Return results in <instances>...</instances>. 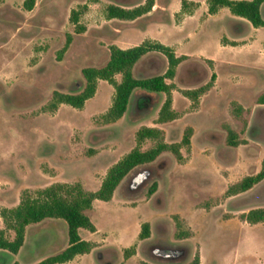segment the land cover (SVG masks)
Segmentation results:
<instances>
[{
	"label": "rangeland",
	"instance_id": "1",
	"mask_svg": "<svg viewBox=\"0 0 264 264\" xmlns=\"http://www.w3.org/2000/svg\"><path fill=\"white\" fill-rule=\"evenodd\" d=\"M22 1L0 0V208L16 206L25 189L55 182L78 181L96 190L107 169L133 147L155 144L154 138L137 144L140 127L159 128L168 143L180 141L191 127L189 149L180 148V160L163 151L125 176L110 200H93L85 213L95 231L79 229L93 242L92 249L60 264H186L195 254L199 264H264V222L241 219V213L264 206V180L245 192L226 194L230 184L256 173L264 157V104L257 102L264 94V27L252 26L225 6L207 14L206 0H189L197 3L192 15L176 12L180 0H154L156 8L134 21L108 19L105 8L144 0H37L31 11L22 8ZM84 3L79 21L85 30L76 33L70 10ZM261 12L264 18V4ZM68 33L69 46L60 53ZM145 38L187 55L167 79L174 84V119L157 121L163 93L139 108L143 93L136 90L123 115L105 122L114 96L105 80L97 82L81 108L61 103L45 110L54 89L69 90L75 82L82 86L83 67L105 64L114 41L135 45ZM229 38L237 45H229ZM166 66L165 56L152 51L135 64L133 74H161ZM212 73L213 85L192 104L182 90L205 84ZM233 102L244 108L239 117L232 113ZM224 124L237 133V145L228 144ZM139 168L150 174L132 190L130 178ZM154 182L156 190L149 195ZM175 215L178 231L188 236H175ZM143 222L149 223V236L139 238ZM6 235L12 238L13 232ZM66 245V222L48 218L26 227L16 254L0 249V264H35ZM155 246L178 254L160 257Z\"/></svg>",
	"mask_w": 264,
	"mask_h": 264
},
{
	"label": "trees",
	"instance_id": "2",
	"mask_svg": "<svg viewBox=\"0 0 264 264\" xmlns=\"http://www.w3.org/2000/svg\"><path fill=\"white\" fill-rule=\"evenodd\" d=\"M36 0H23L22 8L31 10L35 6ZM207 13L214 14L219 8L225 6L232 14L243 17L254 27H264V18L262 17L261 5L264 0H206ZM154 0H144L143 3L127 8L116 4H108L105 8V15L108 19L117 18L120 20H135L142 15L150 12L154 7ZM197 7V3L189 0L180 1V13L191 14ZM87 9V5L81 4L77 9H71L69 20L74 25L76 33L83 32L85 26L79 21L80 15ZM71 41V35H66V40L60 53L64 52ZM230 45H236L235 41H229ZM109 58L102 66H87L81 69L82 86L76 82L75 86L69 90H62V87L54 89L51 98L47 103L45 110L54 111L59 104L65 103L74 108H81L85 101L95 93L97 82L105 80L113 86L114 96L108 110L103 114L105 122H112L120 118L133 94L136 90H141L137 99L139 108L150 105L156 93L165 95L157 115L158 122H165L176 117V113L171 108L172 89L174 84L167 82V79H173L176 67L186 56L176 55L174 49L162 42L154 39H145L141 43L128 47L120 48L115 44H110ZM160 52L166 58L167 66L163 73L147 77H136L133 74L135 64L149 52ZM120 74V81L115 79V75ZM215 79V74L210 75L209 80L193 89H184V96L197 104L199 96L211 88ZM257 102L264 104V94H261ZM144 103V105H143ZM233 115L239 117L244 108L236 103H232ZM227 132L226 140L229 145L238 144L237 133L227 124H224ZM192 128L186 127L182 137L178 142L168 143L164 140L159 128L142 126L136 131V142L140 144L148 138L157 139L155 144L145 150H141L138 145L133 147L121 159L111 165L103 176L100 185L96 190H86L80 182H55L46 187L22 191L20 200L16 206L0 208V217L3 228H0V249L7 250L16 254L25 240L26 227L29 224L38 223L42 220L53 218L63 219L67 224V245L60 251L46 256L35 264H60L67 262L79 254L88 253L93 242L80 236L79 229L84 228L91 232L95 231V226L90 220L85 210L90 209L95 199L110 200L120 182L135 168L153 162L163 151H170L177 160L182 158L180 148L185 146L189 149L190 136ZM150 174L146 168H139L132 173L130 178V188L136 190L139 188L145 177ZM264 180V157L261 159L259 170L254 174H248L241 177L236 182L230 184L226 189L227 195H235L245 192ZM157 184L154 182L148 188V194L156 190ZM177 238L188 236V232L178 231L181 223L178 216H174ZM241 219L248 224L264 222V206L250 208L241 213ZM12 231L13 237L9 238L6 231ZM139 238L149 236V223L141 224ZM173 249L172 247L155 246L154 254L162 257ZM130 251L125 250V254L130 256ZM166 258V257H165ZM13 264H19L17 261ZM141 264H148L142 262ZM186 264H199V255L195 254Z\"/></svg>",
	"mask_w": 264,
	"mask_h": 264
},
{
	"label": "crops",
	"instance_id": "3",
	"mask_svg": "<svg viewBox=\"0 0 264 264\" xmlns=\"http://www.w3.org/2000/svg\"><path fill=\"white\" fill-rule=\"evenodd\" d=\"M180 1H181V0H180ZM36 2H37V0H36ZM193 2H194V1H193ZM142 3H143V2H142ZM155 3H156V2H155ZM263 4H264V3H263ZM263 4L261 5V8H262ZM35 5H36V3H35ZM116 5H117V4H116ZM119 6H120V5H119ZM135 6H136V5H135ZM122 7H124V6H122ZM132 7H133V6H132ZM33 8H34V7H33ZM127 8H130V7H127ZM154 8H156V5H155V4H154L153 9H154ZM153 9H152V10H153ZM219 9H220V8H219ZM31 10H32V9H31ZM31 10H29V11H31ZM152 10H151V11H152ZM206 10H207V9H206ZM25 11H27V10H25ZM179 11H180V8H179V10L176 11V12H179ZM148 13H149V12H148ZM146 14H147V13H146ZM207 14H208V13H207ZM144 15H145V14H144ZM188 15H192V14H188ZM142 16H143V15H142ZM112 19H117V18H112ZM137 19H140V17L137 18ZM135 20H136V19H135ZM129 21H134V20H129ZM181 23H182V22H181ZM181 23H179V24H181ZM120 31H122V29H120ZM145 39H154V38H145ZM145 39H143V40H145ZM143 40H142V41H143ZM154 40H157V39H154ZM229 40H230V41H235V42H236V40H234V39H230V38H229ZM142 41H141V42H142ZM158 41H159V40H158ZM141 42H140V43H141ZM160 42H161V41H160ZM162 43H163V42H162ZM113 44H115L116 46H118V47H120V48H128V47L134 46V45H132V44H128V43H125V42L121 44V43H118L117 41H114ZM163 44H165V43H163ZM135 45H137V44H135ZM166 45H168V44H166ZM229 45H230V44H229ZM236 45H237V44H236ZM169 46H171V45H169ZM171 47L174 49V51H175V53H176L177 51L175 50V48H174L173 46H171ZM149 53H150V52H149ZM147 54H148V53H147ZM147 54H146V55H147ZM176 55H185V54H178V53H176ZM185 56H187V55H185ZM100 182H101V181H100ZM99 185H100V184H99Z\"/></svg>",
	"mask_w": 264,
	"mask_h": 264
},
{
	"label": "water",
	"instance_id": "4",
	"mask_svg": "<svg viewBox=\"0 0 264 264\" xmlns=\"http://www.w3.org/2000/svg\"><path fill=\"white\" fill-rule=\"evenodd\" d=\"M148 176H149V174H148ZM147 176V177H148ZM147 177H145V179L147 178ZM143 182V181H142ZM177 251L175 250V249H171V251L170 252H168V253H166V254H164L162 257H169V258H171V257H175V256H177Z\"/></svg>",
	"mask_w": 264,
	"mask_h": 264
}]
</instances>
